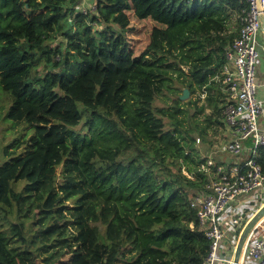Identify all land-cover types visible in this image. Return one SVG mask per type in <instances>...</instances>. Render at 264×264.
Masks as SVG:
<instances>
[{"label":"trees","instance_id":"obj_1","mask_svg":"<svg viewBox=\"0 0 264 264\" xmlns=\"http://www.w3.org/2000/svg\"><path fill=\"white\" fill-rule=\"evenodd\" d=\"M92 1L0 0L6 118L32 127L0 163V264H202L190 188L210 153L226 161L208 129L224 126L217 76L246 2Z\"/></svg>","mask_w":264,"mask_h":264},{"label":"built area","instance_id":"obj_2","mask_svg":"<svg viewBox=\"0 0 264 264\" xmlns=\"http://www.w3.org/2000/svg\"><path fill=\"white\" fill-rule=\"evenodd\" d=\"M243 1L246 6L237 17L238 33L226 50V61L217 76L225 93L221 112L227 132L223 147L214 152L229 153L234 161H220L216 166L210 153L202 164L210 171L207 183L202 189L190 188V204L196 209L199 228L210 241L202 264H231L241 232L264 204V165L260 161L264 150V94L257 80L258 64L264 56V0ZM252 195H256L255 202H261L246 213L239 211L241 199ZM226 211L232 215L224 221ZM237 229L239 234L228 243L229 230ZM237 264H264V215L248 232Z\"/></svg>","mask_w":264,"mask_h":264},{"label":"rangeland","instance_id":"obj_3","mask_svg":"<svg viewBox=\"0 0 264 264\" xmlns=\"http://www.w3.org/2000/svg\"><path fill=\"white\" fill-rule=\"evenodd\" d=\"M94 6L95 4H94V1L92 0H80L79 9L86 10V9L94 8ZM237 27H238L237 19L232 20L230 28L232 30H236ZM261 41L264 43V38H261ZM187 67H184L185 74H188ZM260 79H264V56L261 57L259 64H258L257 80H260ZM166 93H167L166 97L157 99L156 101L157 104L168 105L171 102L170 97L173 96V93H170L168 91ZM180 94H182V92ZM199 94H200V99H198V106H201L202 104L206 103V94L203 91L200 93L199 91L190 93L189 97L186 98V100L188 99L195 100L198 98ZM8 107H9L8 94L4 90L0 89V163H3V161H5L7 157L10 156L11 154V153L5 152V147L10 145L11 147H9V149L15 150L16 152L23 150V147H24L23 144H21V146H18V147L13 146V144L17 138L20 137L21 140H23L25 134L27 132L30 133L32 131V127L26 123L12 122L11 121L12 119H7L6 112H7ZM191 112L193 114H196L200 118H204V115L206 113L211 112V109L210 107L206 106L204 110L198 111V108L192 105ZM208 130H209L208 138L213 141V146L215 150H220V148L223 147L225 143V139H226L225 127L222 126V124H220L219 122L215 121L214 125L212 127H209ZM196 141H197L198 147L201 148L202 150L204 149V147L207 146V142L206 141L202 142V140L200 141L199 137H197ZM215 155L218 159H223V160H226L227 162H230L231 160H233V157L227 156L226 153L223 154L221 152H216ZM205 158L207 161L208 156ZM177 163L180 167H182V170L185 174L190 175L186 171L184 166H182L181 159H178ZM164 172L165 173L169 172V170L166 169ZM171 173L174 178H180L179 175H177V172L175 171V169L171 171ZM182 181L185 184L184 180ZM234 203L235 202H233L232 204ZM232 204L229 207V209L232 208ZM249 207L253 208L254 204H249ZM239 211H243L244 213H246L247 209L241 208Z\"/></svg>","mask_w":264,"mask_h":264},{"label":"water","instance_id":"obj_4","mask_svg":"<svg viewBox=\"0 0 264 264\" xmlns=\"http://www.w3.org/2000/svg\"><path fill=\"white\" fill-rule=\"evenodd\" d=\"M189 95H190V90L189 88L186 87L183 89L182 94H180V98L185 100L186 98L189 97ZM263 215H264V204H262L260 208L255 212V214L251 217V219L248 221L243 231L241 232L240 237L237 242L235 252H234L233 262L231 264L238 263L240 256H241L242 247H243V244H244L245 238L247 237L248 232L250 231L254 223Z\"/></svg>","mask_w":264,"mask_h":264},{"label":"crops","instance_id":"obj_5","mask_svg":"<svg viewBox=\"0 0 264 264\" xmlns=\"http://www.w3.org/2000/svg\"><path fill=\"white\" fill-rule=\"evenodd\" d=\"M258 82L261 84V94L263 95L264 94V79H260L258 80ZM226 131V130H225ZM227 132V131H226ZM254 199H257L256 198V195H252V196H248V197H244V199L242 200L241 199V204H240V208H245L247 210H251L252 208L249 207V204H259L258 202H255ZM232 214L229 213L228 211L224 212L223 214V218H224V221H227L228 218L231 216ZM228 236H229V239H228V243L230 242H233L235 240V236H234V231L233 230H229L228 232Z\"/></svg>","mask_w":264,"mask_h":264}]
</instances>
